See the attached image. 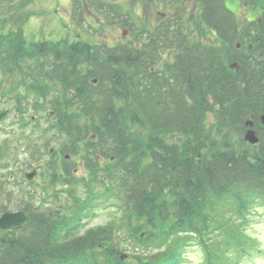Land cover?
I'll return each instance as SVG.
<instances>
[{"label": "trees", "instance_id": "1", "mask_svg": "<svg viewBox=\"0 0 264 264\" xmlns=\"http://www.w3.org/2000/svg\"><path fill=\"white\" fill-rule=\"evenodd\" d=\"M9 1L0 0V8ZM200 2L201 21L219 38L230 42L235 36L246 43L232 57L237 71L228 68L230 57L222 45L185 33L180 19L157 28L138 48L118 43L96 49L78 40L28 42L22 17L0 14V94L17 102L22 88L35 96V108L40 97L50 106L57 133L73 144L72 151L65 147L68 153H77L82 143L89 179L98 180L104 194L113 188L105 182L114 183L121 200L117 216L97 226H86L83 216L86 210L92 214L94 199L102 193L73 207L67 220L60 219L66 214L58 206L20 205L29 224L2 232L0 264H119V257L115 263L111 257L119 256L118 243L126 239L138 248L132 253L134 264H159L154 248L148 250L152 233L154 241L167 239L155 246L169 253L183 235H195L207 253L205 263L226 261L222 256L230 240L242 238L239 220L257 198L264 204V126L259 123L264 113V20L239 22L222 0ZM171 48L165 71H154L153 64ZM3 80L15 83L6 87ZM249 116L260 127V141L238 149L223 130L242 125ZM65 162L59 170L52 167L54 180L73 176ZM99 172L102 178L96 176ZM225 205L238 218L223 219ZM6 210L0 202V214ZM217 227H225L230 239H212ZM141 231L148 239H142Z\"/></svg>", "mask_w": 264, "mask_h": 264}, {"label": "rangeland", "instance_id": "2", "mask_svg": "<svg viewBox=\"0 0 264 264\" xmlns=\"http://www.w3.org/2000/svg\"><path fill=\"white\" fill-rule=\"evenodd\" d=\"M26 1L10 0L2 3L0 14L6 12L7 17L9 15L13 18L22 17L23 34L28 42L67 39L71 42L78 40L89 43L95 46L94 48L105 45L115 46L118 43L138 48L143 44V41L147 40L145 34L147 29L153 31L152 28L173 23V15L177 12V5L175 4H178L181 6L179 9L182 12L180 17L186 24L183 27L185 33L192 34L195 39L200 36L202 39L204 38L203 40L206 39L209 40L208 42L212 41L222 45L223 47H220L226 57H230V62L233 61V56L241 54L246 44L241 38L235 36L230 42H225L219 38L215 30L201 21L199 4L196 0H188L187 2L185 0H33L28 4ZM170 5L172 6L171 10L169 9ZM8 27L7 20L3 22L2 29L6 30ZM237 43L239 49L235 51ZM173 50L174 48L164 51L160 60L153 64L154 71L165 70L164 65L172 60ZM14 83L13 80H3V86L6 87H10ZM19 91V102L18 100L16 102L14 97L9 98L6 94L4 96L0 94V110L10 109L8 115L0 120V185L2 187L5 184L7 187V189H0V201L7 204L9 210L18 209L25 198L27 203H32V207L35 209H57L58 206L66 214L60 219L65 218L67 220L70 215L73 216V207L85 202L90 194L102 193L104 196L94 202L92 214L87 216L90 211L86 210L87 215L83 223L86 226H97L115 218L118 204H121L120 197L115 196L119 188L114 183L106 181L105 183L108 186L113 185V188L104 194L105 189L101 186L102 184L96 179L95 181L89 179L90 174L85 168L82 158V143L78 145L80 153L72 156L70 162L71 168L74 169L73 178H60L56 181L50 175L53 166L59 170L58 161L52 158L51 148L54 147L56 150L67 142L70 145L71 143L62 134L57 133L54 117L48 112L50 106L48 105L49 108L44 110L48 106L39 97L38 104L40 106L37 105L38 108H34L35 96L28 95L29 93L23 91L22 88H19ZM18 108H21L22 112ZM73 108L75 107L69 109ZM31 114H36V122L21 126L20 121L28 120ZM209 120L212 121L213 118ZM52 123L53 126H51ZM255 127L257 130L260 128L259 126ZM135 128L139 130V126ZM245 131L243 124L229 126L223 130L238 149L248 147L244 140ZM251 150H253L252 147L249 151ZM22 163L28 165L23 166ZM5 165L8 166L5 167ZM33 168L37 170L36 176L29 182L24 181V174ZM46 170H48V175ZM9 172H12L13 176L11 183L7 184ZM101 174L102 172H99L96 176L102 178ZM90 185L91 188L89 189ZM19 189H25L33 196L30 200L26 196L18 200L17 198L20 197ZM77 199L80 202L76 201ZM254 207L255 210H252L248 218L240 224L242 238L236 242L240 241L242 245H238L236 248V242L230 241V248L227 251L231 252V257H225L228 258L225 264H264V204L258 202ZM221 211L230 215V218H237L230 206H222ZM86 213L84 212L82 215ZM236 224L238 225V223ZM136 229L139 227L135 226ZM141 232L138 234L142 235V239H148V237H144L145 232ZM1 235L2 233H0ZM210 236L217 237L214 234ZM153 238H155L154 233L151 234L148 241L153 240ZM222 238L225 237L221 236L219 239ZM188 240H191L189 245H181L180 241L174 246L177 252L183 253V257L180 256V264H204L205 254L202 246L199 245L196 238L186 239V241ZM108 244L109 242H107V246ZM104 246L100 244L97 248L102 250ZM118 247L120 249L117 251L128 254V257L119 259V264H134L137 261L135 254L132 255L135 250L127 239L119 241ZM234 252L235 254L232 255ZM160 254H162L161 256H170L159 252V256ZM116 257L118 256L111 257L112 262H117Z\"/></svg>", "mask_w": 264, "mask_h": 264}, {"label": "water", "instance_id": "3", "mask_svg": "<svg viewBox=\"0 0 264 264\" xmlns=\"http://www.w3.org/2000/svg\"><path fill=\"white\" fill-rule=\"evenodd\" d=\"M241 0H224V6L226 9L231 11L234 14H238ZM247 17L246 21H257L264 12V0H258L254 6H246ZM95 81V80H94ZM5 114V112L0 113V118ZM264 122V116L262 117ZM251 124L246 122V124ZM245 139L250 143L257 142V137L254 134L252 129H248L245 133ZM34 175V171L27 174L28 178H31ZM29 219L21 211L15 212H5L0 216V229H14L24 226L28 223Z\"/></svg>", "mask_w": 264, "mask_h": 264}, {"label": "flooded vegetation", "instance_id": "4", "mask_svg": "<svg viewBox=\"0 0 264 264\" xmlns=\"http://www.w3.org/2000/svg\"><path fill=\"white\" fill-rule=\"evenodd\" d=\"M186 2L188 1V0H185ZM256 1V0H255ZM255 1H254V3H255ZM196 2L199 4V0H196ZM254 3H252L251 1H249V2H245V0H242V7H241V9H240V11L241 10H244V4H248V5H254ZM175 5H177L176 7V11L177 12H175L174 13V15H173V17L174 18H180L181 20V24H182V26L184 27L186 24L184 23V21H183V18L182 17H180V15H182V12L180 11V5H178V4H175ZM169 9L171 10L172 9V6L170 5V7H169ZM243 15H244V18L246 17V12L245 13H243ZM176 16V17H175ZM264 20V13L262 14V16L260 17V20H259V23H261L262 21ZM60 149V148H59ZM52 151V150H51ZM61 151V150H60ZM60 151H58V153L60 152ZM64 157L66 158V155H64ZM26 174V173H25ZM25 174H24V176H25ZM36 175H34L31 179H33L34 177H35ZM8 180L10 181L11 180V178H12V176L9 174L8 175ZM10 184V183H9ZM1 187V186H0ZM2 241H4V239H1L0 240V245H1V243H2Z\"/></svg>", "mask_w": 264, "mask_h": 264}]
</instances>
